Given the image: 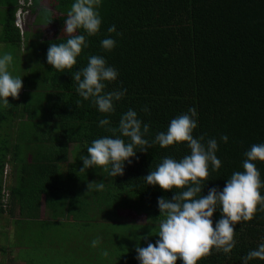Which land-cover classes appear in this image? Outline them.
I'll return each mask as SVG.
<instances>
[{
    "label": "trees",
    "instance_id": "16d2710c",
    "mask_svg": "<svg viewBox=\"0 0 264 264\" xmlns=\"http://www.w3.org/2000/svg\"><path fill=\"white\" fill-rule=\"evenodd\" d=\"M73 3L75 0H56L53 8L57 13L46 17L36 13L42 3L35 0L27 30L49 26L58 29L46 36L41 49L38 63L42 65V79L27 82L29 91L23 96L22 105L17 103L20 98H9L7 107L0 101V217L9 215L13 228L10 231L16 234L15 241L9 239V248L21 249L20 257L25 251L34 254L29 264H99L92 252L108 246L105 234H101L103 238L99 234L83 238L77 244L79 253L60 257L66 252L64 249L77 248L65 241V226L58 222L67 206L70 217L77 218L84 209L88 214L93 210L87 205L89 197L97 206L105 205L112 197L110 205L158 220V199L172 200L176 194L148 185L144 177L165 157L180 160L189 155L187 145L164 149L155 144L146 153L137 149L132 162L125 163L124 175L117 177L98 167L81 172L84 165L79 158L70 163L73 144L85 149L83 156H87V148L95 139L111 136L100 127L101 119L108 118L112 127H118L124 113L129 109L136 111L142 123L150 126L145 138L152 141L157 133L167 132L172 119L195 108L198 128L193 136H204L205 142L216 139V155L221 161L219 171L209 166V181L202 192L205 196L211 188L222 191L234 172L244 170L245 153L251 146L264 144V0H102L98 8L102 18L100 33L89 37L78 30L77 34L85 35L89 47L83 49L71 71L60 72L48 64L47 52L52 43H66L68 37L63 28ZM0 4L13 13L12 20L3 25L6 42L21 43L15 25L18 0ZM43 21L46 27L41 24ZM112 25L116 33L108 32ZM105 38L116 41L112 51L102 48ZM90 55L103 57L119 73L115 82H106L105 91L127 89L124 98L115 102L116 111L111 116L101 113L91 99L85 101L77 92L73 74L87 66ZM144 107L149 111L144 112ZM222 136L228 137L227 143L221 140ZM123 139L128 142V138ZM254 163L264 184V162ZM7 167L10 206L4 208ZM96 182L104 183V191H97L95 186L88 188L89 183ZM110 187L118 193L113 195ZM260 191L264 196V187ZM82 197L86 205L82 204ZM43 200L54 222L43 217ZM75 204L81 208L77 210ZM221 215L218 207L214 226ZM235 228L237 244L231 254L213 251L198 264H244L243 257L264 243V210H258L252 221ZM97 239L98 245L91 247ZM35 240L42 247L50 246L47 257L42 256V248L34 247L31 241ZM248 264L264 261L253 259Z\"/></svg>",
    "mask_w": 264,
    "mask_h": 264
},
{
    "label": "clouds",
    "instance_id": "9594fccd",
    "mask_svg": "<svg viewBox=\"0 0 264 264\" xmlns=\"http://www.w3.org/2000/svg\"><path fill=\"white\" fill-rule=\"evenodd\" d=\"M102 0H75L67 13L63 33L67 35L66 43H52L47 52V62L55 70L71 71L77 64L84 48L89 47L85 35L77 34L83 30L87 36L100 33L102 18L98 11ZM109 33H116L115 25L108 28ZM120 35L119 33H117ZM101 46L106 51H112L116 41L105 38ZM13 63V56L5 53L0 57V101L4 107L9 105V98L19 99L23 88V79L13 77L9 66ZM118 71L108 66L107 61L96 55L88 57V64L73 74L78 85L77 92L85 101H92L98 110L111 116L115 113V102L124 98L127 89L105 91L106 82H115ZM148 112L147 107L143 108ZM195 108L171 120L167 132H159L155 139H146L150 133V126L142 123L136 111L129 109L124 113L118 127H112L108 118L99 121V125L111 136L95 139L87 148V156H81L84 167L81 172L93 167L102 168L112 177L123 176L125 163H131L136 156L137 149L147 152L153 145L158 144L167 149L170 146L187 145L189 155L180 160L165 157L162 162L144 177L148 185L159 186L165 192L175 191L172 200L158 199L160 217L158 218L159 239L156 244L148 243L147 247L137 245V259L140 264H198L199 261L216 253L231 254L237 241L235 226L254 219L258 210H264V187L260 179L255 161L264 162V144H254L245 153L243 171L234 172L227 180L223 190L211 188L208 194L202 195L212 170L219 171L221 161L217 158L218 142L200 136L194 138L193 132L198 128ZM128 138V142L123 138ZM221 140L228 142L227 136ZM179 150V149H177ZM97 191H104L103 182L89 183ZM220 209L221 218L213 225V216ZM99 240L92 241L96 247ZM104 256L108 253L105 251ZM230 258V256H229ZM259 259L264 261V243L257 249L249 251L243 257L244 264Z\"/></svg>",
    "mask_w": 264,
    "mask_h": 264
},
{
    "label": "rangeland",
    "instance_id": "374dc122",
    "mask_svg": "<svg viewBox=\"0 0 264 264\" xmlns=\"http://www.w3.org/2000/svg\"><path fill=\"white\" fill-rule=\"evenodd\" d=\"M55 1L56 0H39V2H41L42 4L37 7L36 13L39 12L41 15L46 17H49L50 15L51 16L55 15L57 13L53 8ZM35 6H36L35 0H32V6L26 8L28 13L25 14L26 16L23 19V23H22L23 30H21L19 27L16 26L19 29L20 35L22 37L21 44L24 43L27 44L28 41L27 20L28 17H30V15L33 13ZM18 10H19V3L17 4L16 14ZM16 14H15V25H16ZM34 19L35 17L32 20ZM43 23L44 21L41 24ZM43 25H45L46 27V24ZM56 29L57 28L55 26L53 27L49 26L48 29L44 28V30H38L42 32V33L38 32V34L41 35L42 39L37 43L35 42L36 40L29 43L30 44L29 50L28 52H26V54L28 53V57L29 56L32 57L33 54H35L36 57L27 58V62L23 65V67L17 64H15V67L12 68H10L9 66V72L13 77H19L23 79V88L21 90L19 97L20 100H18L17 102L19 103V105H22L21 103L24 100L23 96L29 91V88L26 87L27 82L33 81L37 77L39 79H42L43 73L42 71L39 70V68H41L42 65L41 63H38V59L41 53V49L43 47V43L45 42L46 36L49 37L51 33L52 34L54 33V31L57 32L58 29L57 30ZM51 122H53V120H51ZM37 146L38 145H36V147ZM84 152L85 149H82L81 146H77L73 144L71 146L70 163H76L77 158L80 159V157L83 156ZM110 190H113L112 193L114 195L116 189L110 187ZM117 193L118 191L116 192V194ZM81 201L82 204L86 205V201L84 197L81 198ZM92 201H93L92 198L89 197V199L87 200L88 202L87 205H90L94 211L90 210L88 214V212L85 213L86 209H84V212L76 215L77 218H75V217H70L69 208L67 206L66 212L63 214V216L59 218L58 222H63V225L65 226V228H63V238H65V241L68 243H74V246L72 245L73 248L77 246L78 241L81 242L82 239L87 238V236L94 235L95 237H97L98 234L99 235L105 234V237H107L105 238V241H107L108 246L104 247L103 250L99 249V251L97 252L95 250L92 252L96 254L98 260L100 261V262L98 261L99 264H113L112 262H114L115 264H134L139 261L137 259L138 256V253L136 251L137 245L139 244L140 247H147L148 243H153L155 240L159 239V237L157 236L158 220H153L151 218H148L147 216H142V215L138 216L132 210H122L120 206L118 207V205L117 206L110 205L112 203V197L111 199L106 201L105 205L102 203H98L97 206L96 204L94 205ZM77 204H75V208L77 206V210H78L81 207L78 206L80 204L78 205ZM96 207H99V210H97ZM82 208H85L84 205L82 206ZM16 210H17L16 216H19L20 208L17 207ZM41 211L43 217L50 218L51 221L54 220L49 213L50 211L46 206L45 200L42 201ZM8 219H9L8 214L0 217V264H10L13 261L12 260L13 258L15 260L12 262V264H29L32 261V256H34V254L32 255V251H25V254L21 253L22 257H20L18 255L19 254L18 252L21 249L18 250V249L9 248L8 241L10 238H12L15 241L16 234L15 231H10V229L13 228L11 225H9ZM92 230H94L95 232L92 233ZM4 233H7L8 235ZM11 233H13V235ZM103 235H101V237ZM98 238L100 239L99 236ZM31 242L34 245V247L42 248L41 251L42 256L47 257V254L49 252L48 249L50 248L48 244L45 247H42L40 246L41 242H39L38 240H35V242L34 241ZM91 247L90 249H88L89 251L91 250ZM80 249H81L80 246H77V248H75L76 251L64 249L66 252L63 254V256L60 257H64L66 255H70V256L75 255L76 252L79 253ZM105 251H107L108 253L107 256L103 255ZM79 260L80 259H77L75 261L78 262ZM107 261L110 262L106 263Z\"/></svg>",
    "mask_w": 264,
    "mask_h": 264
},
{
    "label": "crops",
    "instance_id": "0c3cea01",
    "mask_svg": "<svg viewBox=\"0 0 264 264\" xmlns=\"http://www.w3.org/2000/svg\"><path fill=\"white\" fill-rule=\"evenodd\" d=\"M4 1H16V0H0V3ZM12 15L13 13L10 9L2 7V5L0 4V57H2L5 53H10L13 56V63L12 65H10V68L15 67V64L23 67V65L27 62V58L36 57L35 54H33L32 57L30 56L28 57V53L26 54V52H28L29 50V45H30L29 43H31L34 40H36L35 42L37 43L42 39V37L40 34H38L39 32L38 30L36 29L33 30L34 28H30L27 30V35H28L27 44L26 43L13 44L6 42V34L3 25L5 22L12 20Z\"/></svg>",
    "mask_w": 264,
    "mask_h": 264
},
{
    "label": "built area",
    "instance_id": "2783aa9c",
    "mask_svg": "<svg viewBox=\"0 0 264 264\" xmlns=\"http://www.w3.org/2000/svg\"><path fill=\"white\" fill-rule=\"evenodd\" d=\"M19 3V10L16 14V26L19 27L21 30H23V19L25 18V14L28 13L26 8H29L32 6V0H18ZM26 10V12H25ZM8 175H9V167L6 168L5 171V182H4V198H3V205L4 208H9L10 206V192L7 189L8 187Z\"/></svg>",
    "mask_w": 264,
    "mask_h": 264
}]
</instances>
